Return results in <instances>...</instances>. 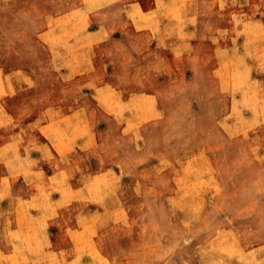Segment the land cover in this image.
<instances>
[{
	"label": "rangeland",
	"instance_id": "1",
	"mask_svg": "<svg viewBox=\"0 0 264 264\" xmlns=\"http://www.w3.org/2000/svg\"><path fill=\"white\" fill-rule=\"evenodd\" d=\"M0 264H264V0H0Z\"/></svg>",
	"mask_w": 264,
	"mask_h": 264
},
{
	"label": "crops",
	"instance_id": "2",
	"mask_svg": "<svg viewBox=\"0 0 264 264\" xmlns=\"http://www.w3.org/2000/svg\"><path fill=\"white\" fill-rule=\"evenodd\" d=\"M106 8H108L107 10L110 11V6H107ZM111 21L112 19L109 17L108 20H101L99 21V23L94 24L95 22H93V20H91L89 22V26H92L94 24V27H91V30H88V35L86 36V38H90L93 39V37H98V43L100 42H105V41H109L110 42V27H111ZM76 44H78L77 41H74ZM74 58L75 59H81L82 55H81V51H76L74 53Z\"/></svg>",
	"mask_w": 264,
	"mask_h": 264
},
{
	"label": "bare ground",
	"instance_id": "3",
	"mask_svg": "<svg viewBox=\"0 0 264 264\" xmlns=\"http://www.w3.org/2000/svg\"><path fill=\"white\" fill-rule=\"evenodd\" d=\"M134 10H135V9H134ZM107 185H110V184H109V183H107V184H106V186H107ZM18 243H19V242H18Z\"/></svg>",
	"mask_w": 264,
	"mask_h": 264
}]
</instances>
